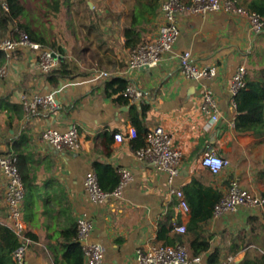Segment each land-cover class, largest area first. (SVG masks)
Listing matches in <instances>:
<instances>
[{
	"label": "crops",
	"instance_id": "0c3cea01",
	"mask_svg": "<svg viewBox=\"0 0 264 264\" xmlns=\"http://www.w3.org/2000/svg\"><path fill=\"white\" fill-rule=\"evenodd\" d=\"M237 1L246 7L248 0ZM84 3L82 21L87 23H80L73 31L75 44L66 38L56 41L54 35L55 47L46 45L60 56L59 66L63 61L70 63L72 76L49 79L50 73L39 71L35 52L26 48L14 51L0 63L7 69V76L0 79V154L16 155L25 178L22 215L26 232L34 236L26 264H54L52 250L63 258L61 247L68 238L62 234L76 228L80 215L93 222L88 240L101 244L103 264H138V247L163 243L159 239L162 223L173 224L166 233V238H172L183 233L174 226H186L190 218L189 205L184 210L171 189H180L189 204L187 194L201 189L220 198L236 180L252 194L264 196V126L256 132L238 129L239 112L229 92L231 77L241 64L246 67V80L264 90V29L254 32L247 16L221 10L184 14L179 18L177 39L157 65L128 69L131 47L125 44V29L130 26L135 0ZM160 24L158 11L144 25L142 39H153ZM184 50L191 52L197 65L215 66V76L185 78L179 65ZM105 69L141 90L142 101L131 103L119 99L120 92L109 93L106 82L113 77L92 79L95 72ZM66 81L72 83L58 94L55 110L38 108L26 115L20 103L22 92L45 93ZM204 85L214 92L219 108L218 120L210 126L199 110ZM262 116L264 119V106ZM129 126L139 132L161 126L170 133L173 145L181 150L178 173L171 180L168 172L136 158L134 151L141 141L114 137L125 134ZM46 127H75L80 148H52L40 137ZM210 149L227 158L229 165L215 173L204 167L201 157ZM119 168H127L132 176L121 197L110 196L101 203L89 201L83 184L85 174L94 170L101 186L112 189ZM3 196L0 172V222L6 224ZM263 211L264 206L212 215L199 228L201 237L210 242V248L199 254L202 263L207 264V256L215 249L220 262L227 255L235 257L234 262L240 261L245 250L232 248V243L239 244L248 232L251 216L263 220Z\"/></svg>",
	"mask_w": 264,
	"mask_h": 264
},
{
	"label": "built area",
	"instance_id": "2783aa9c",
	"mask_svg": "<svg viewBox=\"0 0 264 264\" xmlns=\"http://www.w3.org/2000/svg\"><path fill=\"white\" fill-rule=\"evenodd\" d=\"M225 11L228 13L242 14L248 17L254 32H260L264 28V17L255 12L248 11L238 4L237 0H162L159 8L161 24L153 39L144 40L139 45L131 48L127 62L128 69L140 68L143 66H155L162 59L165 52L169 51L177 39L179 30V18L184 14H204L211 11ZM17 29H15L16 31ZM26 48L35 52L37 67L41 73L47 74L56 69L61 61L60 56L51 48L30 39L23 30H17V36L13 32L8 33L0 40V50L8 58L11 53ZM180 71L185 78L200 80L212 78L216 74L215 66L197 65L189 50H184L179 55ZM117 75L107 70L95 72L94 78H111ZM7 76L5 66H0V79ZM72 82H61L52 90L40 92H22L20 103L26 115H31L38 108L46 111H53L57 108V96ZM246 67L241 64L233 73L229 92L234 100L238 91L245 87ZM121 94L131 103H139L144 94L132 83H128ZM199 110L207 117V125L218 120L219 108L212 89L203 86L200 95ZM41 139L56 150L77 151L80 148V138L75 127L67 130L46 127L41 131ZM114 137L121 141L123 139H135L137 130L129 126L125 134H115ZM143 144L135 149V156L139 160H146L152 163L158 170L166 171L171 180L178 173V164L181 157V150L173 145L172 136L161 126H153L146 130L143 135ZM229 160L210 149L201 157V164L211 170L218 172L229 165ZM0 172L4 178V216L6 224L16 233L20 244L15 248L12 257L15 264H26L25 256L29 245L33 242L27 235L26 224L22 215V202L25 195V187L18 169L17 157L11 152L0 154ZM119 181L110 192H105L99 185L97 173L89 170L84 177V189L89 201L101 203L110 196L120 198L128 182L132 179L127 168H119ZM171 192L179 198V204L184 210H188V204L180 189H171ZM264 206V197L256 196L250 191L242 188L236 180L229 184L228 191L213 206L212 215L220 216L228 212H236L240 208L252 209ZM77 239L80 242L83 254V264H103V248L101 244L88 240L93 229L92 220L86 215H80L76 222ZM174 229L180 232L185 231L184 225H175ZM138 264H203L201 255L190 256L186 247L181 243L174 245H154L146 248L136 249ZM235 257L227 255L219 264H232Z\"/></svg>",
	"mask_w": 264,
	"mask_h": 264
},
{
	"label": "trees",
	"instance_id": "16d2710c",
	"mask_svg": "<svg viewBox=\"0 0 264 264\" xmlns=\"http://www.w3.org/2000/svg\"><path fill=\"white\" fill-rule=\"evenodd\" d=\"M26 1L27 0H0V40L10 32H13V35L17 36V30H23L28 34L31 40L39 42L44 46L48 45L50 47H55L53 34L45 33V31H42L39 27L34 25V22H36V16L30 13L28 7L26 6ZM32 1L37 2V4L44 2V16L48 15L47 10L57 13L61 7L60 0ZM161 2L162 0H135V5L131 14L130 26L125 29L126 46L134 48L144 41L141 36L142 30H144V25L151 22L157 15ZM242 7L264 17V0H248L246 7ZM15 29L17 30L15 31ZM5 57L4 52L0 50V63L5 60ZM72 69L73 67H71L70 63L63 61L60 66L49 72L51 74L49 79L54 80L53 77L69 76L72 74ZM127 84V80L122 77H113L110 81L106 82V88L109 93L120 92L121 96L118 98L120 99V97H122L127 100V98L121 94ZM234 101L236 102L237 110L239 112L236 120V127L238 129L253 130L256 132L264 126V119L262 116V108L264 106L263 88L256 87L254 83L246 80L245 87L238 91L234 97ZM145 132V129H142L140 132L137 130V137L135 140L141 141L139 143L140 145L144 142L143 135ZM21 177L24 183L25 178L23 176ZM98 181L103 191L110 192L117 185L119 181V174L117 183L112 189H105L102 187L99 176ZM186 198L189 200L188 205L190 208V218L185 226V232L181 234L179 233L172 238H166V233L172 229L171 227L173 224L169 225L170 222L168 224L162 223L160 226L159 239L163 240L161 245H174L178 242L182 243L188 252L194 256L199 255L210 248L209 240L203 236L201 237L199 228L203 223L210 219L212 216L213 206L221 197L219 198L217 195L215 197H211L209 191L197 189L192 194H187ZM262 213L263 220H260V222L264 224V211ZM251 221L252 226H250L248 232L243 234L240 238L239 244L232 243V248L241 247V249L245 250L243 258L232 264H264V253L261 252L259 248V250H257L254 254H250L249 251H247V246L252 241L251 234L255 232L256 223L259 222V219L256 216H251ZM27 235L31 239L34 237L31 232H27ZM62 235L68 238V241L63 243L61 247V250L63 251V258H58L55 251L52 250L53 263L83 264L84 254L82 246L77 239V227L75 229L73 228L68 231H64ZM72 236H74L73 239ZM19 244V239L13 229L5 223L0 222V264H15L12 253ZM206 263H220L219 254L216 249L207 256Z\"/></svg>",
	"mask_w": 264,
	"mask_h": 264
},
{
	"label": "rangeland",
	"instance_id": "374dc122",
	"mask_svg": "<svg viewBox=\"0 0 264 264\" xmlns=\"http://www.w3.org/2000/svg\"><path fill=\"white\" fill-rule=\"evenodd\" d=\"M60 1V10L57 13L47 10L48 15L46 16H44V2L37 4L35 1L27 0L26 6L30 13L36 16V22H34L35 26L39 27L42 31H45V33L53 34V38L55 35L56 41L60 38H63V41H65L64 38H66L68 39V42L70 41L71 44H75L76 37H74L75 34L73 31L79 29L80 23H87V21H82V13L86 14L85 0ZM38 6H41L42 8ZM256 224L255 232L251 234L252 244L247 249L250 254L256 253L259 249L264 253V224L260 222V220ZM249 225L252 226V222H250Z\"/></svg>",
	"mask_w": 264,
	"mask_h": 264
},
{
	"label": "water",
	"instance_id": "95a60500",
	"mask_svg": "<svg viewBox=\"0 0 264 264\" xmlns=\"http://www.w3.org/2000/svg\"><path fill=\"white\" fill-rule=\"evenodd\" d=\"M89 5H91V3L89 2ZM141 68H147V66H143V67H141Z\"/></svg>",
	"mask_w": 264,
	"mask_h": 264
}]
</instances>
